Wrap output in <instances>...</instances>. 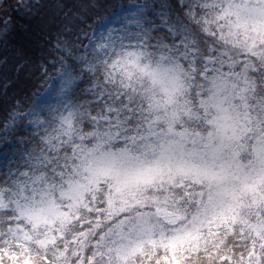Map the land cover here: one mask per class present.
Here are the masks:
<instances>
[{
	"label": "snow or ice",
	"instance_id": "6c2138e0",
	"mask_svg": "<svg viewBox=\"0 0 264 264\" xmlns=\"http://www.w3.org/2000/svg\"><path fill=\"white\" fill-rule=\"evenodd\" d=\"M25 7L63 54L0 117V264H264V0Z\"/></svg>",
	"mask_w": 264,
	"mask_h": 264
},
{
	"label": "trees",
	"instance_id": "16d2710c",
	"mask_svg": "<svg viewBox=\"0 0 264 264\" xmlns=\"http://www.w3.org/2000/svg\"><path fill=\"white\" fill-rule=\"evenodd\" d=\"M47 2L48 0H41V3ZM127 2L128 0H99V3L109 8ZM147 2L152 3L153 0ZM32 3L34 0H0V117L7 113L17 99L46 88L52 79H47L45 83L41 65L45 61L50 65L54 56L63 54L55 52L46 43L48 33L55 36L51 12L47 8L40 11L33 8L29 12L25 5ZM5 20L9 21L7 25L4 24ZM5 57L7 63L3 62ZM48 76L54 77L51 68L48 69Z\"/></svg>",
	"mask_w": 264,
	"mask_h": 264
},
{
	"label": "rangeland",
	"instance_id": "374dc122",
	"mask_svg": "<svg viewBox=\"0 0 264 264\" xmlns=\"http://www.w3.org/2000/svg\"><path fill=\"white\" fill-rule=\"evenodd\" d=\"M54 78H55V77H53L52 80H53ZM52 80L49 82L48 86L52 83ZM48 86H47V87H48Z\"/></svg>",
	"mask_w": 264,
	"mask_h": 264
}]
</instances>
